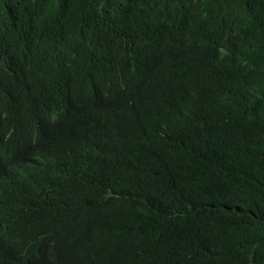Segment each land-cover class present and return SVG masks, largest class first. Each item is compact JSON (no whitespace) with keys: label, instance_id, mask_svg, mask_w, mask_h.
<instances>
[{"label":"trees","instance_id":"1","mask_svg":"<svg viewBox=\"0 0 264 264\" xmlns=\"http://www.w3.org/2000/svg\"><path fill=\"white\" fill-rule=\"evenodd\" d=\"M0 264H264V0H0Z\"/></svg>","mask_w":264,"mask_h":264},{"label":"bare ground","instance_id":"2","mask_svg":"<svg viewBox=\"0 0 264 264\" xmlns=\"http://www.w3.org/2000/svg\"><path fill=\"white\" fill-rule=\"evenodd\" d=\"M1 161V160H0Z\"/></svg>","mask_w":264,"mask_h":264}]
</instances>
